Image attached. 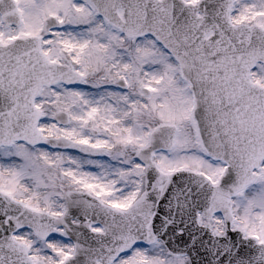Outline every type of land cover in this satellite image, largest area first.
<instances>
[{
	"label": "snow or ice",
	"instance_id": "6c2138e0",
	"mask_svg": "<svg viewBox=\"0 0 264 264\" xmlns=\"http://www.w3.org/2000/svg\"><path fill=\"white\" fill-rule=\"evenodd\" d=\"M0 264H264V0H0Z\"/></svg>",
	"mask_w": 264,
	"mask_h": 264
}]
</instances>
